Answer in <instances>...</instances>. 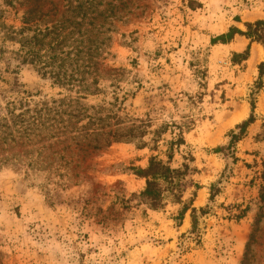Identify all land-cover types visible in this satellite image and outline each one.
<instances>
[{
	"label": "rangeland",
	"instance_id": "obj_1",
	"mask_svg": "<svg viewBox=\"0 0 264 264\" xmlns=\"http://www.w3.org/2000/svg\"><path fill=\"white\" fill-rule=\"evenodd\" d=\"M20 2L0 0V115L27 95L67 92L24 62L5 34L21 26ZM93 3L85 15H67L99 50V90L88 104L113 102L126 120L143 121L147 135L91 152L65 183L0 166V264H264V45L252 42L235 62L249 38L212 43L231 26L245 31L264 19V0ZM253 113L235 141L232 132ZM179 126L186 142L171 144ZM153 157L197 166L182 203L153 208L141 195L146 178L137 170ZM185 205L196 208V226L191 208L181 217Z\"/></svg>",
	"mask_w": 264,
	"mask_h": 264
},
{
	"label": "trees",
	"instance_id": "obj_2",
	"mask_svg": "<svg viewBox=\"0 0 264 264\" xmlns=\"http://www.w3.org/2000/svg\"><path fill=\"white\" fill-rule=\"evenodd\" d=\"M22 1L21 26L7 27L5 34L16 39L24 62L34 64L39 72L48 75L54 84L67 92L59 93L58 98L42 100L27 95L8 103L6 112L0 115V166L13 165L27 171L55 173L65 183L80 176V160L83 161L91 152L106 149L123 139L143 138L148 127L138 119L126 120L128 114H120V108L115 109L113 102L105 100L98 106L88 104L89 97L99 90L98 79L92 77L99 68L96 60L99 50L86 44L91 41L88 32L76 30L81 22L67 15H85L88 10H95L94 0H62L64 9L61 12L59 0ZM8 5L15 4L8 1ZM58 14L59 17L54 18ZM0 25H5L1 15ZM245 25V31L231 26L226 33L212 39L215 44L227 43L236 34L249 38L251 42L245 52L235 53V62H240L236 58L247 59L252 42L264 45V19ZM259 69L262 77L264 61ZM255 108L253 103L252 110ZM254 120L253 113L247 121L239 124L241 132H232L233 139L237 141ZM178 128L179 132L171 144L186 142L184 127ZM219 150L216 148V151ZM169 157H172L171 153ZM137 171L146 178V187L141 195L151 207L160 208L167 202L182 203L186 191L185 179L198 168L188 162L173 168L153 157L146 168H138ZM191 206L185 205L180 215L184 216L191 208L196 226L197 210Z\"/></svg>",
	"mask_w": 264,
	"mask_h": 264
}]
</instances>
